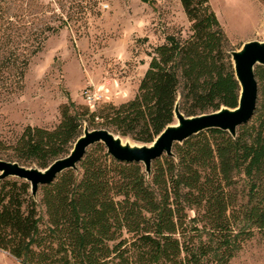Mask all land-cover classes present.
I'll use <instances>...</instances> for the list:
<instances>
[{
    "label": "trees",
    "instance_id": "1",
    "mask_svg": "<svg viewBox=\"0 0 264 264\" xmlns=\"http://www.w3.org/2000/svg\"><path fill=\"white\" fill-rule=\"evenodd\" d=\"M189 35L153 45L134 96L96 109L64 103L53 129L25 126L0 160L44 170L66 157L84 126L150 145L186 117L235 109L240 87L230 41L209 0H179ZM2 65H0V78ZM257 101L236 136L210 129L173 145V156L113 159L102 143L77 166L41 186L0 180V251L22 264H230L264 231V67L254 69Z\"/></svg>",
    "mask_w": 264,
    "mask_h": 264
},
{
    "label": "rangeland",
    "instance_id": "2",
    "mask_svg": "<svg viewBox=\"0 0 264 264\" xmlns=\"http://www.w3.org/2000/svg\"><path fill=\"white\" fill-rule=\"evenodd\" d=\"M209 2L231 51L264 41V0ZM171 33L189 35L179 0H0L1 139L27 125L53 129L60 105L88 107L86 88L102 95L90 109L131 99L152 46ZM0 264L22 263L0 251ZM230 264H264V231Z\"/></svg>",
    "mask_w": 264,
    "mask_h": 264
},
{
    "label": "water",
    "instance_id": "3",
    "mask_svg": "<svg viewBox=\"0 0 264 264\" xmlns=\"http://www.w3.org/2000/svg\"><path fill=\"white\" fill-rule=\"evenodd\" d=\"M235 78L240 87L238 105L235 109L222 107L208 114L186 117L179 111L178 101L174 106L175 124L168 125L150 145L131 143L105 129H93L85 125L82 135L75 141L70 153L55 160L46 169L20 166L16 162L0 160V180L8 177L24 180L30 185L33 198L41 186L52 183L66 170H77V166L86 150L97 143H102L107 153L122 163H140L147 175L152 162L161 156H173V145L181 144L200 132L218 129L236 136L237 128L246 124L252 117L258 96L257 81L254 75L256 66L264 67V41H250L240 49L229 52Z\"/></svg>",
    "mask_w": 264,
    "mask_h": 264
},
{
    "label": "built area",
    "instance_id": "4",
    "mask_svg": "<svg viewBox=\"0 0 264 264\" xmlns=\"http://www.w3.org/2000/svg\"><path fill=\"white\" fill-rule=\"evenodd\" d=\"M103 8H107V5H104ZM83 98L88 107L93 108L95 104L102 99V95L86 88L83 91Z\"/></svg>",
    "mask_w": 264,
    "mask_h": 264
},
{
    "label": "bare ground",
    "instance_id": "5",
    "mask_svg": "<svg viewBox=\"0 0 264 264\" xmlns=\"http://www.w3.org/2000/svg\"><path fill=\"white\" fill-rule=\"evenodd\" d=\"M124 140V139H123Z\"/></svg>",
    "mask_w": 264,
    "mask_h": 264
}]
</instances>
